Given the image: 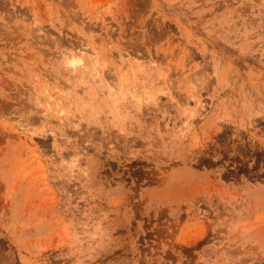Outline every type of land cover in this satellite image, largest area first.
<instances>
[{
    "label": "rangeland",
    "instance_id": "374dc122",
    "mask_svg": "<svg viewBox=\"0 0 264 264\" xmlns=\"http://www.w3.org/2000/svg\"><path fill=\"white\" fill-rule=\"evenodd\" d=\"M0 264H264V0H0Z\"/></svg>",
    "mask_w": 264,
    "mask_h": 264
},
{
    "label": "bare ground",
    "instance_id": "6f19581e",
    "mask_svg": "<svg viewBox=\"0 0 264 264\" xmlns=\"http://www.w3.org/2000/svg\"><path fill=\"white\" fill-rule=\"evenodd\" d=\"M70 56L72 57L71 60H69L70 64H75L77 62V58H79V56H81V52L77 51L76 53H70ZM82 59V58H81Z\"/></svg>",
    "mask_w": 264,
    "mask_h": 264
}]
</instances>
